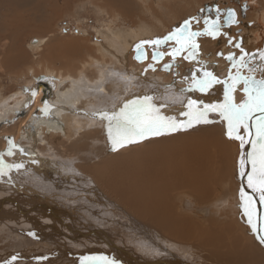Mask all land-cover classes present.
<instances>
[{"label":"bare ground","instance_id":"obj_1","mask_svg":"<svg viewBox=\"0 0 264 264\" xmlns=\"http://www.w3.org/2000/svg\"><path fill=\"white\" fill-rule=\"evenodd\" d=\"M243 1L245 0H237L239 5ZM245 10L243 13L239 10V15L243 17ZM235 11L236 23L226 24L223 19L221 20L225 28L235 25L229 27L231 28L229 31H233V28L240 22L238 19L241 20L236 7ZM255 27L256 31H249L251 34L247 32L248 35L243 38V48L245 53L248 54L245 58L248 68L246 71L242 72L241 69L239 71L243 76L251 74L259 80L264 78V72L259 71L261 66L264 65V61L260 58L261 52H264V12L261 19H258L255 23ZM154 28L152 27L151 29L141 24L135 25L134 30L131 32L123 30L114 33H110L111 30L104 32L103 44L95 45L96 50L93 53H87L86 57L80 62L81 66L79 65L73 71L54 67L52 64L38 63L35 67L32 65L27 66L24 72L17 74L15 80L19 91L4 98L0 96V120H2L0 125L7 122V120L3 121L6 118L11 120L13 115H18L26 109L24 120L19 121L21 129L19 130L20 134L18 132L19 136L15 137L14 147L10 143L5 145V153L10 156L9 158L14 167L15 165H22L20 168L15 167L16 169L13 167L14 171L10 173V175L13 173L17 180L22 179L21 186L14 185V188L20 191L23 190L26 195L36 198L34 199L36 201H44L49 209L53 208L52 205H55V209H61V206L58 207L57 199L49 198V200L43 197L44 194L42 195L33 190L32 185L33 189H28L31 188L30 182L26 181H28V178L29 180L31 179L35 169L41 167H44L46 171H53L56 168L63 179H69L68 171L65 173L68 166H59V157L63 163L65 161L71 162L77 157L79 174L91 178L90 184L86 186L87 189L96 185L92 189L93 195L98 189V193L100 192L102 198H104L103 202L100 201L99 197L93 199L89 189L90 194L82 192V196L75 199V205L89 212L88 214H83L84 222L86 219H91L93 223L97 221L100 224L104 217H101L102 212L107 215V212L105 213L106 210H110L108 213H114V210L118 211L115 213L123 222L118 223L114 228H110V232L114 233L115 230L119 229L123 236L129 234L128 236L132 240L131 246L138 249L142 253L141 256L146 254L145 250L143 251L142 249L147 241L145 240L146 242H144L142 235L134 232L131 228H128V232H125L123 230L125 227L124 222L135 230H143V226L146 229L145 226L150 225L152 226V231H157L165 239L167 236L185 241L194 238L201 246L193 247H198L197 249L200 252L208 247H211L212 251L215 252L214 255L216 257H209L208 255L205 257V261H211L213 264H264V245H258L259 240L256 239L257 237L246 224L248 223L247 217L242 213L240 198H237L238 196L236 195L235 189L238 185L234 178H239L240 175L237 174L236 163L233 168L230 166L233 144L226 135V123L216 112H209L208 120L211 121L210 123H200L197 126L200 130H205V134L197 135V138L186 139V143L184 140L180 141V144H176L178 140H168L169 143L167 145L165 143V146L161 147L160 145L165 140H161L159 144L153 143L150 141L154 138L153 136L140 140L141 142L139 141V145L148 143L149 148L141 149V152H137L138 150L135 149L134 153L128 152V154L122 155V153L116 154L117 152L114 154V151L121 147L113 150V145L110 148L108 146L109 142L105 141L109 140L107 132L108 121L102 119L101 114L117 113L125 103L130 101L142 100L146 96H151L153 97L152 103L160 107L164 115L174 116L178 121L187 120V117L182 115V113L187 111L186 104L189 99L197 101L201 107L206 104H218L223 101V84H216L203 93L195 90L187 91V89L192 83L193 75L195 74L199 78L205 71L213 73L218 80L227 79V68L233 63H230V60L227 59L229 54L227 56L223 54L219 58V56L215 55L217 53H215L216 61L208 58V60L204 61L205 64H197V62L185 64L188 68L184 69L185 67H181L180 70L176 69L178 63L167 61L164 56L160 63L154 64L157 69L151 70V72L145 71V66L149 64L147 63L149 61L148 58L151 56L147 51V60L145 61L147 64L144 67L140 65L135 67L131 59L129 60L126 55L130 49L135 47L136 43L149 39L155 33ZM246 31L247 29H245ZM70 44L76 46V43ZM41 45V41L37 38L30 49H40ZM63 48L67 49V45H63ZM206 55L209 56L210 54H204L203 56L208 57ZM220 55H222L221 52ZM235 56L236 59L239 58L238 50L235 51ZM58 58L61 59L62 57ZM11 61V59H7L6 64L7 62L11 64ZM168 62L172 65L169 71H164V74L163 72L157 73V71L160 72V65ZM38 67H40V71L37 69ZM249 68L254 69V71L249 73ZM236 71L237 69L235 68L232 72L234 73L233 75L236 74ZM187 73L190 75L187 79L189 82L184 80ZM136 76L140 79L135 82ZM162 77L165 80V85L161 82ZM147 81L151 83V89L141 85L147 83ZM33 91L36 93L34 97L32 95ZM44 95L47 97L46 100H48L50 111L47 114L37 113L34 116V111L41 107ZM234 95L237 102L242 100L244 95L243 85L237 87ZM205 98L207 101L204 100ZM101 102L104 103L105 109H98L93 106L86 107V105L91 103L100 105L102 104ZM92 116L100 117V119H93L91 118ZM22 121H25V124H22ZM192 127L193 129L195 128L194 126ZM43 134H48L49 137L52 139L54 137V139L46 142L42 137ZM163 137L166 138L165 134ZM54 144H57L58 147H55ZM87 144L90 149L86 151L87 153L85 152L86 154H82ZM126 146L127 144L123 147ZM128 146L127 148H130ZM152 146L156 148L151 149ZM12 148L14 150H11ZM77 150L79 152L82 151L81 155L73 156L74 153H79ZM250 151V145L246 144L241 150V157L244 156L246 158L247 153ZM9 152H11V155ZM48 152H51V154H48ZM118 152H121V150ZM108 155L110 156L107 158ZM50 156L53 157L52 160H50ZM57 159L58 161H56ZM234 159L236 158L234 157ZM87 161L92 165L87 167ZM249 171L250 165H247L245 175L243 177L240 176V179L242 180V188L256 202L255 205L258 207V212H256L257 221L259 217L258 227H260V223L264 219V209L259 199L244 183V180H247ZM44 173L47 174L46 172ZM55 174L57 173H51L49 178L59 177L58 175L55 176ZM6 176H9L8 173ZM44 179L42 178L41 180ZM182 192H187V194H180ZM174 201H179V206L176 210L178 213L193 215L205 225L195 223L192 219L176 213L172 204ZM63 210L66 211V208H62ZM71 210L69 209V211ZM69 211L67 210V215L71 214ZM141 226L142 228H140ZM257 233L258 236H264L261 231ZM156 238L161 240L157 236H153L151 240ZM115 239L120 244H126L123 239ZM161 242L166 244L164 240ZM154 243L159 248V244L155 241ZM180 248H185V246H180ZM214 248L221 250V252H216L217 250L215 251ZM225 248H228V251L222 252ZM136 249L135 251L137 252ZM150 249L146 252H151L149 253L151 255H158V249H152L151 247ZM197 249L195 252H198ZM108 252L112 254L114 252L113 255L117 256L115 250ZM128 252L134 253V251ZM79 253L82 254L83 252ZM124 256L126 257L127 254L124 253ZM128 257L130 261L132 259L131 262L133 264L141 262L140 258L135 259L129 254ZM202 258L199 259L202 260ZM121 264L127 263L123 262ZM144 264L148 263L145 262Z\"/></svg>","mask_w":264,"mask_h":264},{"label":"rangeland","instance_id":"obj_2","mask_svg":"<svg viewBox=\"0 0 264 264\" xmlns=\"http://www.w3.org/2000/svg\"><path fill=\"white\" fill-rule=\"evenodd\" d=\"M163 1L165 0H0V96L4 98L12 93H17L19 91L15 77L17 76V74L24 72L27 66L32 65L35 67V65L38 63H44L45 65L52 64L54 67L62 69L65 68L73 71V69H76L79 65L81 66L80 62L86 57L87 53H93L96 50L95 45L103 44V33L107 32L108 30H111L110 33L119 32V30L131 32L134 30L135 25L144 24L151 29L152 27L154 28L155 26H158L154 28L155 33H153L149 39H144L143 41L139 42V44L144 41H153L151 40L153 36L162 35L164 31L168 29L169 31L166 30L163 36L157 38L163 39L173 31H175L177 28H180L185 21H190V30H192V32H204L205 28L203 23L206 17H209L210 14L214 15L217 12L222 13L224 12V10L226 11V8H229L228 6L232 5H230L229 3L230 0H190L191 3L197 4L196 7H186L184 9L177 8L176 11L179 12V17L177 18L178 20H170V25H175L169 27V24L167 26H163V24H161L162 21L159 24L155 22V19H157V11H155L154 6H157V4ZM249 1L246 0L248 6H251V8L245 10L243 17L239 15V8H237L238 5H234L237 8L236 10L241 20L238 19V21L240 22L236 25L235 28H233V31H229V29H231L229 27L235 25L227 26L225 28V26L221 22L219 33L215 38L210 35H200L196 37V43L199 45V48L197 50V55L193 60L184 58L188 55L187 51L182 52L173 60L171 55L166 54L165 51L161 50L160 47L162 45L157 47L155 45L143 43V46L147 49L149 55L150 50L162 51L164 56L167 58V61H175L176 63H178V66L176 67L177 70H180L181 67H185L184 69L188 68L185 64L196 62L197 64H205L204 61L208 60V58H210V60L212 59V61H216L215 58H217L218 56L215 53L218 52L222 53L219 58L223 56V54L226 56L228 54H232L231 56L233 57V60L238 62L240 60V57L243 55V53L241 52V48L244 50L242 43L243 38L248 35L247 32L251 34V32L249 31H256L255 23L258 21V19H261L262 13L264 12V0ZM144 11L145 13L143 15L142 13ZM142 15L143 17L148 16V19L150 20L145 21L144 19L147 18H142ZM199 17H203V19H197ZM245 29H247L246 32ZM32 37L38 38L41 41L42 45L39 47L40 49L28 50L26 48L29 39H31ZM70 43H76V46H73ZM237 44L240 45L239 48L236 47ZM63 45H67V49L63 48ZM137 45L138 44L136 43V46ZM136 46L129 50L126 57H129V60L131 59L135 67L139 65L144 67V65H146L147 63H151V56H149V61L147 63L144 62L138 64L135 62V60H133L132 52L136 49ZM236 50H238L240 54L239 58L237 59L235 56ZM67 51L69 52L67 53ZM202 54L210 55H206L208 57H204ZM22 56L24 58L23 65L21 64L20 60ZM58 57L62 58L60 59ZM7 59H11L15 63H17L15 64L14 68L13 65L11 67V64L6 65ZM26 60L27 63L24 66ZM231 62L233 61H230V63ZM247 68L248 63L246 67H241L240 69L243 72L246 71ZM37 69L40 71V67H38ZM234 69L235 68H233L230 64V66L227 68L226 75L228 76L229 73H232L234 71ZM145 71L151 70L145 69ZM162 72L163 74L165 73L164 71H157V73ZM173 76L175 77V75ZM189 77L190 75L187 73V75L184 77V80L186 82H189L187 81ZM138 79L140 78L136 76L135 82ZM161 82L164 85L166 84L163 77L161 79ZM141 85L151 89V83L149 81ZM243 98L244 95L242 99ZM46 99L47 97L44 95L43 100L41 101V107L36 110L37 112L34 111V116L37 113H43L41 109L44 107L45 102L47 103L48 100ZM204 100L207 101L206 98ZM218 100H220V98H218ZM47 105L49 106V103H47ZM87 106H93L98 109H105L104 103L100 105L91 103L86 105V107ZM25 110L26 109L21 111L18 115H13L11 120L9 118H6L3 121L7 120V122L0 125V159H2L3 165L5 166L3 174L0 175V264H82V260L84 257H107L108 259H110V261L113 262V264H121L123 262L127 264H133L131 262L132 259L130 261L128 254L135 259L140 258L141 262L134 264H144L145 262H147L148 264H176V262L177 264H213L211 261H205V257H207V255L209 257H216V255H214L215 252L212 251L211 247L204 248L202 250L200 249V252L199 249H197L198 247H193L201 246L198 241H195L194 238V240L188 239L185 241L178 240L175 237L167 236L169 239L167 237L165 239L157 231H152V226L150 225L145 226L146 229L143 226V230H135L130 227L129 224H126V222H124L123 224H125V227L124 225L122 226L124 227L123 230L125 232H128V228H131V230H133L134 232L142 235L144 242L147 241L146 243H144L146 247L143 246L142 249L143 251L145 250L146 254H143L141 256L142 253L139 252L138 249H136L134 246H131L132 240L128 236L129 234L123 236L120 233L119 229L115 230L114 233L110 232V228H114L118 223L123 222V220L118 215H116L115 212L118 211L115 210L114 213H108L110 210H106L105 213L107 212V215L102 212L101 217L104 216V220L102 219L100 224H98L97 221L93 223L91 219H86V221L84 222L85 218H83V214H88L89 212L83 210L82 207L79 208L77 205H75V199L82 196V192L88 194L89 189L90 193H92L91 196L93 197V199L99 197L100 201L103 202L104 198H102L100 192L98 193V189L93 195L92 189L96 185L87 189L86 186L90 184L91 178L86 177L83 174H79L80 172L77 170V165L79 163L77 157L71 162L65 161L64 163L59 157V166H68L65 170V173H67L68 171L69 179H63L59 175V172L56 168L53 171H46L44 167H41L39 169H35V173H32L33 176H31V179L33 182L31 181V179L29 180V178L28 181H26L30 182L31 188L28 189L31 190L34 188L33 190L39 192L42 195L44 194L43 197H46L48 199H57L56 202L59 203L58 207L61 206V209H55V205H52L54 209L52 207V209H49L46 206L47 203H45L44 201H36L34 200L36 198H31L29 195H26L23 190L20 191L17 188H14V185L18 187L21 186L22 179L17 180L16 176L13 173L12 174L14 176L12 174L10 175L11 171H14L15 167L11 162V159L9 158L10 156H7L5 153V145H7V143H10L12 145L15 144V137L17 135L19 136V130L21 129V127H19V121L24 120L23 118ZM92 113L95 114L94 112ZM91 118L100 119V117L97 116H92ZM22 122V124H25V121ZM198 125L200 124L193 125L195 127L194 129L193 127H190L186 130L181 129L175 132L167 133L165 134L166 138H162V136L164 135H160L159 137L154 136V138H156H153L150 141L159 144L161 140H165V142L160 145L161 147L167 145L170 140H178L176 144H180V141L183 140L186 143V139H193L194 137L197 138V135L199 136L200 134H205V130H200L197 127ZM241 134L244 133L242 132ZM42 137L44 140H46V142H50L54 139V137L53 139L49 137L48 134H43ZM98 137L100 138V136ZM105 141L109 142L108 146L111 148L112 143L109 140ZM231 141L233 144V150H231L230 166L231 168H233V165L236 163L235 165L237 166L236 168L238 170L237 174L240 175V167L238 162L241 159L242 149L240 147L239 141L232 139ZM142 144L143 143L139 145V141H137L127 144V146L129 145L128 147L130 148H127V146L121 148L117 147L118 149L114 151V154L117 152L116 154L122 153V155H124L128 154V152L134 153L136 150H138L137 152H141V149L149 148L148 143H144L145 147ZM54 146L58 147L57 144H54ZM155 148L156 147L152 146L151 149ZM89 149L90 146L87 144V147L84 148L83 153L81 150V152L77 150L79 153H74L73 156H80L81 153L86 154V151H88ZM11 150L14 149L12 148ZM120 150L121 152H118ZM48 154H51V152H48ZM109 156L110 155H108L107 158ZM234 157L236 159H234ZM52 158L53 157L50 156V160H52ZM56 161H58V159ZM91 165L92 164L88 163L87 161L86 166L89 167ZM36 172L38 173L36 174ZM44 172H46L47 174H45ZM55 172L57 173L55 174V176L58 175L59 177L50 179L49 175ZM7 173L9 176H6ZM70 176H72V179L70 178ZM42 178L45 179L41 180ZM234 180L238 185L235 191L236 195L238 196L237 198H239V192L242 188V180L240 179V176L239 178H234ZM245 180L244 183L246 187L252 192V190L247 186V180L246 182ZM31 185L33 186V188ZM35 187L37 190L35 189ZM180 194H187V192H182ZM253 194L257 197V199H259L258 194ZM172 204L173 209H175L176 211L179 206V201H174ZM262 206L264 209V205ZM64 207L66 208V211H62V208ZM255 207L256 212H258V207L256 205ZM69 209L72 210L69 211ZM67 210L71 212L70 215H67ZM176 213L178 212L176 211ZM64 214L65 216H63ZM178 214L192 219V221L195 223L205 225L203 222L198 221L197 217H194L193 215H185L182 213ZM262 220V222L260 223V227H264V219ZM87 221H90L91 223L89 222V224ZM246 224L249 226L248 223ZM140 228H142V226ZM261 233L264 235V231H261ZM253 234L255 235V237L258 236V233ZM153 236L160 237L161 240L159 238L151 240ZM115 238L123 239L126 243V246L124 245V243L120 244ZM163 240L166 241V244L161 242ZM154 241L159 244V248L156 247ZM258 242V245H262L260 241ZM178 243L184 244L180 246H185L186 249H181ZM57 244L59 245V247ZM63 245L64 247L62 248ZM78 247L80 248L78 249ZM150 247L152 249H158V255H151L149 254L151 252H146L148 249L151 250ZM76 249L78 250L76 251ZM135 249L137 250V252L135 251ZM196 249L198 252H195ZM227 249L228 248L223 249L222 252L228 251ZM111 250H115L117 256L113 255L114 252L113 254L108 252ZM214 250H217L216 252H221V250H218L216 248H214ZM128 251H134V253L132 254ZM79 252L83 253L81 254ZM124 253L127 254L126 257L124 256ZM199 258H202L203 261ZM217 258L220 259L218 256ZM62 261L63 263H61Z\"/></svg>","mask_w":264,"mask_h":264},{"label":"snow or ice","instance_id":"obj_3","mask_svg":"<svg viewBox=\"0 0 264 264\" xmlns=\"http://www.w3.org/2000/svg\"><path fill=\"white\" fill-rule=\"evenodd\" d=\"M226 15L229 24L236 23L233 11H228ZM205 25L204 32H192L190 31V21H185L183 26L163 39L142 42L136 46V59L144 58V54L140 51L143 43L159 47L169 41H174L176 47L169 53L173 60L184 51L188 52L184 58L193 60L199 48L196 37L210 35L215 38L219 33V18L211 24L205 21ZM236 47L239 48L240 45L237 44ZM241 52L243 55L238 62L234 61L231 55L227 57L228 60L233 61L232 67L236 68L237 71L235 75L229 73L227 79L223 81L218 80L213 73L207 71L203 72L199 78L195 74L193 75L192 83L187 91L195 90L203 93L216 84H223V101L201 107L197 101L189 99L186 104L187 111L182 113L187 117L186 121H178L174 116L164 115L160 107L152 103L153 97L151 96L125 103L117 113L101 114L102 119L108 121V138L113 145V150L148 137L160 136L181 129L186 130L195 124L210 123L211 121L207 118L209 112H216L226 123V135L229 139L239 141L241 149L246 144L251 146V151L247 153V157L242 156L239 161L240 176L245 175V168L250 165L251 171L247 173V186L253 193L258 194L260 204L264 205V78L257 80L251 74L248 76L240 74L239 69L247 66L245 57L248 55L244 53L242 48ZM162 56L163 53L154 52L152 59L158 60ZM260 58L264 61V52H261ZM170 67L171 65H166L165 70ZM253 71L254 69L249 68V73ZM259 71L264 72V65ZM240 85H243L244 98L237 102L234 93ZM32 95L33 97L36 95L35 91L32 92ZM41 111L45 114L50 111L46 102ZM242 132L244 134H241ZM9 154L11 155V152ZM4 167L3 161L0 159V175L3 174ZM15 167L20 168L22 165H15ZM239 198L240 207L247 217L252 232L264 231V227H258L255 200L243 188L239 192ZM257 239L264 244V236H257ZM82 264H113V262L107 257H84Z\"/></svg>","mask_w":264,"mask_h":264},{"label":"crops","instance_id":"obj_4","mask_svg":"<svg viewBox=\"0 0 264 264\" xmlns=\"http://www.w3.org/2000/svg\"><path fill=\"white\" fill-rule=\"evenodd\" d=\"M196 3H198V2H196ZM196 5L197 4H193V3H191V1L190 0H167V1H163V2H161V3H159V4H157V6L155 5L154 7V9H155V11H157V19H155L156 21V23L157 24H159V23H161V21H162V23L161 24H163V26H167L168 24V26L169 27H171V26H173V25H175V24H171L170 25V20H172V19H176V20H178L177 18L179 17V12L178 11H176L177 10V8H181V9H184V8H186V7H188V8H194V7H196ZM175 10V11H174ZM144 13H145V11L142 13L143 15H144ZM143 15H142V18H147V19H144L145 21H149L150 19H148L149 17L148 16H146V17H143ZM139 18V17H138ZM179 23V22H178ZM177 23V24H178ZM161 26V25H160ZM166 30H168V29H166ZM166 30L164 31V33L163 34H165V32H166ZM169 31V30H168ZM163 34L162 35H155V36H153L152 38H151V40H154V39H157L158 37H161V36H163ZM150 41V40H149ZM146 42V41H145ZM137 44H139V43H137ZM142 44V43H141ZM136 46V45H135ZM13 57H14V54H13ZM21 64L23 65V61H24V58H23V56L21 57ZM30 62H31V59H30ZM26 63H27V60L25 61V64H24V66L26 65ZM7 64H9L8 62H7ZM6 64V65H7ZM15 64H17V63H15L13 60L11 61V67H12V65H13V68L15 67ZM10 65V64H9ZM6 68H8V67H6Z\"/></svg>","mask_w":264,"mask_h":264},{"label":"water","instance_id":"obj_5","mask_svg":"<svg viewBox=\"0 0 264 264\" xmlns=\"http://www.w3.org/2000/svg\"><path fill=\"white\" fill-rule=\"evenodd\" d=\"M248 1H249V0H248ZM229 3L232 4V5H238L241 13H243L245 9H248V8H249V6L247 5L246 0L243 1V2H241L240 5L238 4L237 0H230ZM228 11H233V12L235 13V19H236V11H235L234 9H227V10L225 11V13H224L223 18H222V19H223V22H225L226 24H229V23L227 22V15H226ZM182 26H183V25H182ZM36 40H37V38H35V37H32L31 39H29V42H28V44L26 45V48H27L28 50H30L31 46H33V43H35ZM163 45H164V44H163ZM163 45H162V46H163ZM162 46H161V47H162ZM140 51L144 54V58L141 59V60H137V59H136V56H137V49H136V50L134 51V53H133V60H135V61H136L137 63H139V64L144 63V62L147 60V49H146L144 46H142V48L140 49ZM154 52H156V53H162V52L159 51V50H152V51L150 50V55H151V59H150V61H151V63H149L148 65H146V69H150V70L157 69V68L155 67L154 64H155V63H160L161 60L164 58V54H163V56L160 57L158 60H153L152 57H153V53H154ZM217 56H220V53H219V52L217 53ZM150 65H151V67H150ZM166 65H171V63L168 62V63H165V64H163V65H160L159 70H160V71H165V72L169 71V68H168L167 70H165V66H166ZM171 66H172V65H171ZM170 68H171V67H170ZM153 71H154V70H153ZM43 113H44V112H43ZM259 222H260V219H259V217H258V223H259Z\"/></svg>","mask_w":264,"mask_h":264},{"label":"flooded vegetation","instance_id":"obj_6","mask_svg":"<svg viewBox=\"0 0 264 264\" xmlns=\"http://www.w3.org/2000/svg\"><path fill=\"white\" fill-rule=\"evenodd\" d=\"M230 5H231V4H230ZM247 5H248V3H247ZM228 7H229L228 9H233V8L235 9L236 6L231 5V6H228ZM237 8H239V6H238ZM237 8H236V9H237ZM226 10H227V8H226ZM239 10H240V9H239ZM224 13H225V10H224V12H222V13L217 12V13L214 14V15L210 14L209 17H206V18H205V21H208L209 24H211L213 21H217V19L219 18V25H220V23L222 22L221 19L223 18ZM197 19H203V17H199V18H197ZM205 21H204V23H203L204 28L206 27V25H205ZM190 31H192V30H190ZM174 47H176L175 42H174V41H169V43L164 44V45H163L162 47H160V48H161L162 51H165L166 54H169L170 51H172V49H173Z\"/></svg>","mask_w":264,"mask_h":264}]
</instances>
